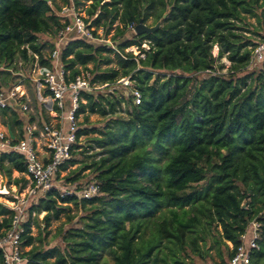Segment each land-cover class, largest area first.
Returning <instances> with one entry per match:
<instances>
[{"label":"trees","instance_id":"1","mask_svg":"<svg viewBox=\"0 0 264 264\" xmlns=\"http://www.w3.org/2000/svg\"><path fill=\"white\" fill-rule=\"evenodd\" d=\"M51 1L0 0V73L27 65L31 70L34 64L50 67L43 51L47 46L53 50L54 44L42 42L40 36L56 38L65 26ZM81 1L72 0L76 8ZM83 1L90 2L86 13L91 26L104 36L118 22L112 39L115 49L71 39L61 51L62 64L71 77L83 69L97 84L129 77L141 101L135 106L131 97L117 95V90L83 94L86 103L79 105L78 114L87 115L77 137L97 134L100 137L88 142L101 153L66 182H77L82 171L92 169L100 195L82 201L58 199L54 192L40 196L28 213H44V228L68 215L71 204L86 214L80 227L62 233L63 248L32 247L30 222L23 224L21 248L31 247L23 252L27 264H104V255L114 264H167L159 258L162 240L173 264H180L175 253L183 250L185 238L198 251L196 226L205 232L212 224L221 228L220 243L228 258L232 251L225 242L235 249L252 220L260 224V237L250 264H264V62L248 69L249 48L255 45L252 36L264 38V0ZM149 19L159 23L154 32L124 38L128 25ZM143 42H149L147 51L140 47ZM214 46L218 57L226 56L231 63L224 74H218L223 67L216 66ZM131 47L144 58L125 52ZM17 57L20 62L15 63ZM206 71L212 74L202 78ZM121 112L126 117L117 115ZM92 114L107 118L104 126L89 128ZM0 115L21 134L24 119L11 109L0 110ZM46 122L41 118L38 125ZM81 148L86 150L74 146ZM70 164L76 161H67L61 171ZM13 172L25 176L23 157L0 152V175L10 182ZM26 183L24 177L13 180L20 191ZM158 213L159 240L151 244L152 238L141 239L142 229ZM11 216L0 203V237L10 227Z\"/></svg>","mask_w":264,"mask_h":264},{"label":"built area","instance_id":"2","mask_svg":"<svg viewBox=\"0 0 264 264\" xmlns=\"http://www.w3.org/2000/svg\"><path fill=\"white\" fill-rule=\"evenodd\" d=\"M57 16L65 26L58 31L53 43L54 49L48 53L50 67L34 64L31 69L37 98L48 110L47 122L37 127L35 123H30L24 118L22 132L18 136H12L8 131L0 132V152H13L23 157L25 177L31 185L28 195L36 197L37 201L40 196L49 192L56 193L58 199L90 200L100 195L96 182L81 184L58 181L61 167L72 159V153L76 151L74 146L79 145L81 137L78 138L77 133L81 130L79 118L82 115L78 114V109L80 104L86 103L83 94L96 95L104 91L111 93L117 90L118 85L127 89V97H131L132 104L135 106L140 104L141 95L132 87L129 77L121 78L114 84L92 83L88 71H80L78 75L71 77L70 71L65 68L60 59L66 41L71 39L90 43L96 40L101 41L97 33H103V31L92 27L90 21L85 22L87 19L73 5L72 0L69 5L60 8ZM127 29L135 34L132 24L128 25ZM106 45L111 46V44ZM148 45L149 42H143L140 47L147 51ZM112 48L115 49V47ZM128 50L126 49L125 52L128 53ZM139 57L144 58V55L139 52ZM263 62L264 38L253 46L248 67H256ZM206 73L212 74L209 71ZM26 101L27 94L21 86L0 90V110L11 109L23 114L28 109ZM25 204V201H21L7 207L12 211V216L10 227L0 237L3 264H27L20 241L23 233L22 225L26 223H22ZM259 237L260 224L252 220L240 236L239 245L232 249V255L226 264H250L253 254L259 250Z\"/></svg>","mask_w":264,"mask_h":264},{"label":"rangeland","instance_id":"3","mask_svg":"<svg viewBox=\"0 0 264 264\" xmlns=\"http://www.w3.org/2000/svg\"><path fill=\"white\" fill-rule=\"evenodd\" d=\"M104 2H109L110 0H103ZM53 5V9L61 8L62 6H65L62 0H52L51 1ZM81 5L77 7V10L81 13V15L87 19V21H91L86 13V10L88 9V6L90 2L81 1ZM252 23H255L254 20H251ZM118 22H116L113 25L112 30L109 31V34L104 36L103 33H97L99 34V39L101 38V41H94L93 44L95 45H102V44H111L113 45V36L115 35V27L118 26ZM147 27H155L158 24L153 23V19H149L148 22L145 24ZM261 34L264 37V29L261 31ZM133 35L132 31H127L124 34V38L130 39ZM255 44L261 40V38L252 36ZM56 38H52L50 35H41L40 40L42 42H49L52 41L54 43V40ZM69 41H66V44ZM253 47H250L249 49L252 50ZM50 47L47 46L46 49L43 51L44 54L49 53ZM131 52L134 56H139V50L137 47H131L128 50ZM219 49L217 46H214L212 49V56L216 58V66H222V70H220L219 74H224L231 68V63L227 60L226 56H223L222 58L218 57ZM112 59H114L113 55H111ZM16 62H20L18 57L16 58ZM113 65V64H112ZM17 68H19V65H16ZM90 69H92V65L88 66ZM259 65L256 67H248L249 70L258 68ZM102 69H104V66H101ZM1 71V69H0ZM81 72H84L83 69L80 70ZM209 74H203L200 75L202 78L208 76ZM35 77V76H34ZM32 71L30 70L29 65L21 67V70H9L7 73H0V86L2 89L8 90L15 86H21L22 90H25L27 94V106L28 109L25 113L17 112V117L19 119L26 118L27 120L32 119L33 123L37 125V127H40L38 125V122L41 118L48 119L47 113L48 110L46 107L42 106V102L38 100L37 98V92L35 89V85L32 82ZM117 95H122L123 97H127L128 91L127 89H123V87L117 85ZM124 109V106H122ZM87 114L81 116L79 118L80 122H83L84 117ZM120 117H126L124 112H121L119 114ZM107 121V118L100 117L97 114L88 115V124L87 126L89 128H98L104 126L105 122ZM6 118H3L0 115V132L7 131L8 125H7ZM18 128L13 129V133L18 132ZM18 136V135H17ZM92 137H100L97 134H90L88 136H82L79 140V145H83L86 147L81 148L75 151V155L72 157L76 161V164L68 165L67 168L58 175V181L62 183H66V178L71 177V173L76 172L78 169H80L83 166L90 165L91 161H97L99 159V153H101L100 149L95 148V146L88 142L89 139ZM92 147V148H89ZM86 151V152H85ZM83 152V154H80ZM97 154V155H96ZM92 156V158H89ZM165 159H162L160 164H163ZM96 173L93 172L92 169L82 171L79 175V180L77 182L83 184V183H90L95 182L94 177ZM24 177L25 180L27 178L25 176H20L18 173L13 172L12 173V180L9 182L7 178H4L0 175V203L4 204L6 207L11 206L12 203H20L21 201H25V208L22 215V223L30 222V228H31V236L34 238V243L32 247H36L38 249L40 248H49V247H59L63 248L64 245L62 243V233L66 231L69 228H78L81 226V217H84L86 214V210H83L80 207H76L74 205H70L71 212L68 215H60L58 219L51 220L50 224L47 228H44V224L42 222V219L44 217V213H41L37 216L32 215L29 217L28 209L31 205L34 203L36 204L37 198L30 197L28 195V189L31 187L30 183L27 182L25 184V187L20 191L19 188L13 184V180L16 178H22ZM23 184L20 183L19 187H21ZM87 209V208H86ZM188 208H186L187 210ZM166 212V210H163V213ZM179 214H181L180 211H178ZM193 211L189 212V216H193ZM159 213L156 214V216L146 224L144 225L142 229V240H148L152 238L151 244H155L159 237L157 235V226L156 222L159 221L160 218ZM167 216V214H166ZM186 217V216H185ZM201 223H204V219L200 216H198ZM1 219V218H0ZM197 234H194L193 237H195L198 251L195 250V246H193L189 239L185 238V245L183 250L175 253L176 258L179 261L180 264H226L228 258L226 257L227 249L225 246H223L220 243L221 238V228L219 225L212 224V227L209 231L208 228H206L205 232H203L202 227L196 226ZM188 235V234H186ZM226 246L228 247L229 251H232L233 246L230 242H225ZM167 245L166 241L162 240L161 249L162 253L159 254V258L163 259L167 264H173L171 255L167 252V250H163V247ZM169 247H172L169 245ZM31 247L23 249L24 252L29 251ZM222 254V258L219 256ZM225 262V263H224ZM101 263L104 264H114L113 260L107 256L104 255L101 259ZM158 264H164L163 262H158Z\"/></svg>","mask_w":264,"mask_h":264},{"label":"water","instance_id":"4","mask_svg":"<svg viewBox=\"0 0 264 264\" xmlns=\"http://www.w3.org/2000/svg\"><path fill=\"white\" fill-rule=\"evenodd\" d=\"M44 2H47V0H42ZM159 25H156L155 27H147L145 24L142 23V21H139V23L134 27L135 35H141V34H151L154 32ZM246 206V202L244 201L241 205V208L244 209Z\"/></svg>","mask_w":264,"mask_h":264},{"label":"crops","instance_id":"5","mask_svg":"<svg viewBox=\"0 0 264 264\" xmlns=\"http://www.w3.org/2000/svg\"><path fill=\"white\" fill-rule=\"evenodd\" d=\"M15 128V127H14ZM13 128V129H14ZM13 129L11 130L9 127H8V129H7V131L12 135V136H17V135H19V131L18 132H16V133H13Z\"/></svg>","mask_w":264,"mask_h":264}]
</instances>
